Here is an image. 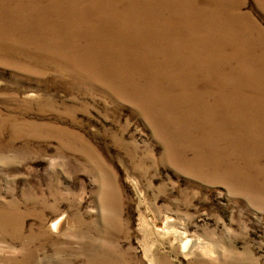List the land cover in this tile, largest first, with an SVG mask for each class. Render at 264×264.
Instances as JSON below:
<instances>
[{
    "label": "rangeland",
    "instance_id": "obj_1",
    "mask_svg": "<svg viewBox=\"0 0 264 264\" xmlns=\"http://www.w3.org/2000/svg\"><path fill=\"white\" fill-rule=\"evenodd\" d=\"M210 2L239 47L202 36L162 74H88L47 24H124L123 2L0 0V264H264V0ZM160 4L195 24L206 5Z\"/></svg>",
    "mask_w": 264,
    "mask_h": 264
},
{
    "label": "bare ground",
    "instance_id": "obj_2",
    "mask_svg": "<svg viewBox=\"0 0 264 264\" xmlns=\"http://www.w3.org/2000/svg\"><path fill=\"white\" fill-rule=\"evenodd\" d=\"M119 1L125 4L130 15L124 24L119 23L113 14L99 12L100 21L87 22L55 10L53 14L57 19L47 24V37L52 42L53 54L88 74H122L129 69L135 73L156 71L162 74L171 70L163 63L164 60H169L175 50L185 52L193 46L198 48L203 42L202 36L208 37V50L216 57L222 52L211 37L217 34L226 35L231 46H240V33L212 21L208 12L210 0H205L204 7H195L202 11L195 18L196 24L183 9L163 10L160 0ZM182 25L186 28H181ZM152 63L159 68H154ZM62 222L63 219L55 221L50 226L52 231L59 230ZM191 246L190 240L182 245L187 257L213 254L200 242L194 249Z\"/></svg>",
    "mask_w": 264,
    "mask_h": 264
}]
</instances>
